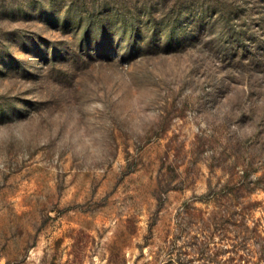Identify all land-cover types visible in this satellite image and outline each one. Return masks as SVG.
<instances>
[{"label":"rangeland","instance_id":"1","mask_svg":"<svg viewBox=\"0 0 264 264\" xmlns=\"http://www.w3.org/2000/svg\"><path fill=\"white\" fill-rule=\"evenodd\" d=\"M0 264H264V5L0 0Z\"/></svg>","mask_w":264,"mask_h":264},{"label":"trees","instance_id":"2","mask_svg":"<svg viewBox=\"0 0 264 264\" xmlns=\"http://www.w3.org/2000/svg\"><path fill=\"white\" fill-rule=\"evenodd\" d=\"M259 2L264 5V0H259Z\"/></svg>","mask_w":264,"mask_h":264}]
</instances>
